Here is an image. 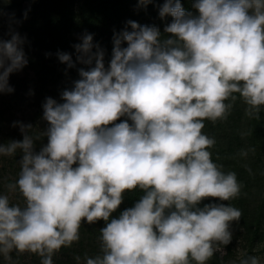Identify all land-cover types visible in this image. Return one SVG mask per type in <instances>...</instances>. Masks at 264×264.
<instances>
[{
	"label": "clouds",
	"instance_id": "clouds-1",
	"mask_svg": "<svg viewBox=\"0 0 264 264\" xmlns=\"http://www.w3.org/2000/svg\"><path fill=\"white\" fill-rule=\"evenodd\" d=\"M192 9L165 0L159 16L172 20L163 32L127 21L131 30L114 34L107 66L105 50L87 32L73 46L75 61L56 53L68 69L87 67L59 101L46 97V129L16 121L23 139L0 143V156L22 153L18 178L7 187L19 190L23 205L0 194L6 261L16 251L54 264L56 252L80 239L85 221H105L101 252L83 262L76 256L77 264H207L231 242L241 210L200 205L210 197L230 201L241 185L214 162L215 137L202 129L205 120L226 119L238 97L249 118L264 109V0H193ZM8 35L0 38V93L14 92L10 75L29 63L27 38L11 27ZM137 188L140 199L113 216L125 191ZM239 264L262 262L250 255Z\"/></svg>",
	"mask_w": 264,
	"mask_h": 264
},
{
	"label": "trees",
	"instance_id": "trees-1",
	"mask_svg": "<svg viewBox=\"0 0 264 264\" xmlns=\"http://www.w3.org/2000/svg\"><path fill=\"white\" fill-rule=\"evenodd\" d=\"M164 2L151 0L147 7H143L140 0H83L77 7L78 0H0V38L10 39V27L26 37L24 49L29 60L21 71L11 74L9 83L14 92L2 95L0 143L23 139L19 126H13L16 121L31 123L37 130L46 129L48 122L43 119L42 108L46 97L59 101L61 91L79 79L78 69L87 67L77 62L75 68L68 69L58 59V51L71 53L75 61L73 46L81 43V37L87 32L93 34V43L105 50L107 66L112 56L114 34L125 27L131 30L127 21L156 25L163 32L164 26L172 20L171 16L163 19L159 16V6ZM181 3L185 9L195 11L192 9L193 0H181ZM232 103L233 108L226 119L205 120L202 131L215 137L216 143L210 149L212 158L223 165L224 171L236 173L241 185L240 194L230 201L206 198L200 206L213 202L230 203L241 210L242 216L239 222L234 221L231 225L235 231L234 240L222 245L207 264H231L233 261L239 264L242 258L255 255L260 246H264V109L258 117L249 118L239 97ZM46 143L47 137H44L37 142L36 150ZM242 150H247V156L240 154ZM21 157L19 151L11 157L0 156V194L11 192L7 185L18 178ZM13 193L10 200L23 205L19 190ZM143 194L139 188L125 191L124 200L113 216L134 206ZM104 226L103 220L82 223L80 239L56 252L54 264H77L76 256L83 262L86 255L100 254L99 229ZM11 256L12 260L6 261L0 255V264H41V257L35 253L13 251Z\"/></svg>",
	"mask_w": 264,
	"mask_h": 264
},
{
	"label": "rangeland",
	"instance_id": "rangeland-1",
	"mask_svg": "<svg viewBox=\"0 0 264 264\" xmlns=\"http://www.w3.org/2000/svg\"><path fill=\"white\" fill-rule=\"evenodd\" d=\"M81 1H83V0H78L77 7H79ZM10 77H12V75H10ZM2 95L4 96V93H0V101H1V99H2ZM13 192H15V191H11V192L8 194L9 197H11V198L13 197V195L15 194V193H13ZM232 231H233V236H234V235H235L234 228H232ZM232 240H234V238H233ZM232 240H231V242H232ZM235 248H236V250H237V242H236ZM255 256H258V257L260 258L262 264H264V246H260V251H258V252L255 254Z\"/></svg>",
	"mask_w": 264,
	"mask_h": 264
}]
</instances>
